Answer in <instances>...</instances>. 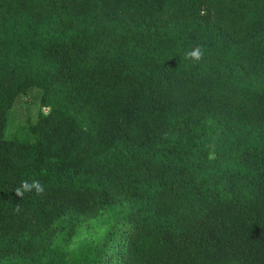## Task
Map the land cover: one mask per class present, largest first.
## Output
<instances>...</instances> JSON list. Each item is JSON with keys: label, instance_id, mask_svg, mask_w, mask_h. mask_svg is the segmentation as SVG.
<instances>
[{"label": "trees", "instance_id": "1", "mask_svg": "<svg viewBox=\"0 0 264 264\" xmlns=\"http://www.w3.org/2000/svg\"><path fill=\"white\" fill-rule=\"evenodd\" d=\"M0 264H264V0H0Z\"/></svg>", "mask_w": 264, "mask_h": 264}, {"label": "rangeland", "instance_id": "2", "mask_svg": "<svg viewBox=\"0 0 264 264\" xmlns=\"http://www.w3.org/2000/svg\"><path fill=\"white\" fill-rule=\"evenodd\" d=\"M40 92L37 89L31 90L26 95H21L14 103L8 116L6 136L31 137L30 129L36 121L39 110ZM100 218L98 221H102ZM71 246L69 250H72Z\"/></svg>", "mask_w": 264, "mask_h": 264}, {"label": "clouds", "instance_id": "3", "mask_svg": "<svg viewBox=\"0 0 264 264\" xmlns=\"http://www.w3.org/2000/svg\"><path fill=\"white\" fill-rule=\"evenodd\" d=\"M204 57V49L202 46H196L184 51L183 59L189 62L198 63ZM16 197L21 200L26 193H32L37 197H44L47 194V186L39 179H24L21 180L19 186L13 189ZM16 210H19V203L16 204Z\"/></svg>", "mask_w": 264, "mask_h": 264}]
</instances>
